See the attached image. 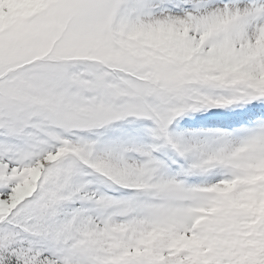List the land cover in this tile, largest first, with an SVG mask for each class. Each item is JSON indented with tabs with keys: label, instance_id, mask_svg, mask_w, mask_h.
Segmentation results:
<instances>
[{
	"label": "snow or ice",
	"instance_id": "obj_1",
	"mask_svg": "<svg viewBox=\"0 0 264 264\" xmlns=\"http://www.w3.org/2000/svg\"><path fill=\"white\" fill-rule=\"evenodd\" d=\"M16 3L0 0V264H264V220L210 214L225 185L240 203L264 196V118L170 131L264 105V0H34L23 16ZM128 119L150 122L152 143L91 138ZM163 150L185 162L175 175ZM213 170V184L182 178Z\"/></svg>",
	"mask_w": 264,
	"mask_h": 264
},
{
	"label": "rangeland",
	"instance_id": "obj_2",
	"mask_svg": "<svg viewBox=\"0 0 264 264\" xmlns=\"http://www.w3.org/2000/svg\"><path fill=\"white\" fill-rule=\"evenodd\" d=\"M228 2H229V0H222L218 3H228ZM214 3H217V2H214ZM24 4H26V3H22L21 0H17V3L15 5V10H16L17 14H19L21 16L28 15L32 11L35 10V7L27 6ZM2 24H3V18L0 17V26H2ZM250 119H251V117H250ZM250 119H245L244 125H239L238 128H235L234 126L225 127L226 125H225L224 121H221V123L224 125V127H220V128H216V127L215 128H209L206 126H203V127L196 126L194 128L193 127H186V128L180 127L177 130L180 133H182V136H185V137L191 136L192 134L213 132V131H221V132H225V133L235 134V133H238V131L241 129H249V128L253 127L254 123H251ZM252 120L255 121V118L253 117ZM135 121H136L135 126H137V127H142V126H146L147 128L151 127V124L148 121H143V120H135ZM194 124H197V122L193 123V125ZM230 128L235 129L234 132H229ZM125 134L123 131L120 133L121 138H120L119 144H121V145L147 146L150 143H152L151 137L148 136L146 133H144V131L136 132L135 134L134 133L133 134H126L127 136ZM168 157H169L168 161L173 163L174 165H170L169 162H166L167 168L165 170V173L167 175H175L176 173H178L181 170V168L183 166H179L180 161L177 160L176 156L172 152L169 151ZM159 159H161V158H159ZM184 166H185V163H184ZM258 173L259 174L257 175V177L254 178L253 182L254 183L260 182V183L264 184V167L259 168ZM182 178L185 180L188 179V177H186V178L182 177ZM222 178H223V173L221 170H213L212 172H210L206 175L190 176L188 184L189 185L213 184ZM234 188H235V185H225L224 188L221 190L234 189ZM128 192H129V194H131L130 191H128ZM233 192H234V190H233ZM227 194L228 193L226 191H221L219 193V195L222 198L221 203L218 205L217 208L213 209L212 213H210V214H217V215H221L222 217H227L229 214H233V213L251 214V215H254L256 217L257 221L264 220V197L263 196L258 201L256 198H254L252 193L250 195L247 193V195H242L241 197L238 198L239 200L243 201L242 203H240V202L233 200L231 198L232 194L230 195V200L228 201L226 199L228 196ZM221 224H223V220H221ZM221 231L224 233H229V232H231V228H230V226L229 227H221ZM231 243L233 245H235L237 242L232 241ZM248 243L250 244L251 242H248ZM189 244L192 246L195 243H192V241H181L179 246H187Z\"/></svg>",
	"mask_w": 264,
	"mask_h": 264
},
{
	"label": "trees",
	"instance_id": "obj_3",
	"mask_svg": "<svg viewBox=\"0 0 264 264\" xmlns=\"http://www.w3.org/2000/svg\"><path fill=\"white\" fill-rule=\"evenodd\" d=\"M24 2H25L26 4H28V5L35 6V4H34V0H24ZM91 188H92V186H91ZM92 190H94V188H93ZM77 206H78V205H77Z\"/></svg>",
	"mask_w": 264,
	"mask_h": 264
}]
</instances>
